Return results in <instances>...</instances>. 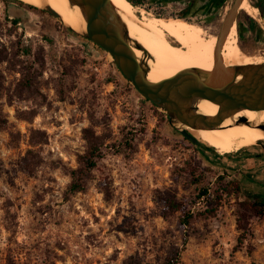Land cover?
Here are the masks:
<instances>
[{
  "label": "rangeland",
  "instance_id": "rangeland-1",
  "mask_svg": "<svg viewBox=\"0 0 264 264\" xmlns=\"http://www.w3.org/2000/svg\"><path fill=\"white\" fill-rule=\"evenodd\" d=\"M0 1V264H264V218L242 208L259 186L228 170L241 149L193 144L105 49L24 0ZM254 19L259 50L246 54L264 56ZM86 129L101 154L72 193ZM247 147L263 155L264 139Z\"/></svg>",
  "mask_w": 264,
  "mask_h": 264
},
{
  "label": "water",
  "instance_id": "water-1",
  "mask_svg": "<svg viewBox=\"0 0 264 264\" xmlns=\"http://www.w3.org/2000/svg\"><path fill=\"white\" fill-rule=\"evenodd\" d=\"M243 1L235 0L224 20L221 34L214 35L217 37L215 70L186 72L166 82H151L147 78L149 66L146 59L151 56L130 35L127 23L112 0H69L71 7L80 8L87 22L86 30L73 28L47 2L36 7L55 16L67 28L109 52L119 70L142 96L167 113L172 126L193 144L212 150L210 145L196 137L188 127L211 128L230 120L231 125H250L264 131V121L254 124L246 115L235 117L245 109L264 108V62L236 64L224 68L220 65L226 29L234 24ZM135 49L143 51L144 57L139 58ZM202 101L217 104V112H201L197 105Z\"/></svg>",
  "mask_w": 264,
  "mask_h": 264
},
{
  "label": "bare ground",
  "instance_id": "bare-ground-1",
  "mask_svg": "<svg viewBox=\"0 0 264 264\" xmlns=\"http://www.w3.org/2000/svg\"><path fill=\"white\" fill-rule=\"evenodd\" d=\"M24 1L38 7L47 2L73 28L77 30L87 28L86 19L80 8L71 7L69 0ZM112 1L127 23L130 35L138 40L151 56L150 59H146L149 66L147 78L151 82L170 81L186 72L215 70L217 37L208 33L201 25L181 17L157 16L128 0ZM241 8L251 16L256 17L258 14V8L249 0H244ZM171 38L180 46H173ZM175 50L179 51L183 60ZM135 53L139 58L144 57L143 51L139 49H135ZM259 62H264V56H250L241 51L234 24L223 46L221 67ZM197 106L205 114H215L218 110V105L211 101H202ZM240 115H246L249 121L255 124L264 121V108L245 109L238 112L235 117ZM188 128L200 140L221 151L231 148L242 149L264 139L263 130L250 125H231L230 120L217 127Z\"/></svg>",
  "mask_w": 264,
  "mask_h": 264
},
{
  "label": "flooded vegetation",
  "instance_id": "flooded-vegetation-1",
  "mask_svg": "<svg viewBox=\"0 0 264 264\" xmlns=\"http://www.w3.org/2000/svg\"><path fill=\"white\" fill-rule=\"evenodd\" d=\"M251 1L254 3V6H256L255 3L257 0ZM234 3L235 0H205L203 3H200L198 0H191L189 2H186L182 7H179L170 5L169 3H165L162 0H153L147 3V5L156 8L158 11L156 13L160 16H166L170 13V15H178L181 18L201 25L208 32H213L215 35H220L223 30L224 20L233 7ZM16 5L21 7L18 4ZM241 5L239 6L238 13L234 22L236 26H239L238 41L245 53L254 54L259 50L260 38L258 36V29L253 32V30L251 29L252 22L249 20H247V22L243 21V18L245 17V10H242ZM174 7L176 9H173ZM257 8L259 11L258 13L261 14V9L259 7ZM251 17L256 18L255 16ZM233 25H229V27L226 29L224 43ZM170 40L171 43L174 42L178 45L174 38H171ZM175 44H173V46H175Z\"/></svg>",
  "mask_w": 264,
  "mask_h": 264
},
{
  "label": "trees",
  "instance_id": "trees-1",
  "mask_svg": "<svg viewBox=\"0 0 264 264\" xmlns=\"http://www.w3.org/2000/svg\"><path fill=\"white\" fill-rule=\"evenodd\" d=\"M4 2H13L19 5L26 4L23 0H3ZM134 5H142V0H128ZM31 7L35 9H39L38 7L28 4ZM255 5L261 9V12L264 16V0H257ZM245 17L243 18L244 22H247V20L251 21L252 26L251 29L253 32H255L258 29L257 22L247 13L244 11ZM17 21V20H15ZM70 31H73L70 29ZM74 32V31H73ZM242 48V47H241ZM89 130H85V136L88 141V148L86 152L79 156V166L76 169H73L71 172L72 181L69 185V191L70 192H78L83 191L87 187L88 184V178L91 172L95 169H97L98 161L101 154V148L97 141V139L92 136ZM226 191L228 193H235L240 192L241 187L238 184V182L234 180H230L226 184ZM203 195L209 194L208 188H202L200 191ZM201 198V196H199ZM167 205L171 208H180L183 206V203H177L172 199H169L167 201ZM242 208L245 210L250 211L254 216L259 218H264V195L255 194L253 195V198L251 200H245L242 202ZM193 214L191 212H186V217L183 219L184 224L189 225L191 223V218ZM242 237L240 238V241H242ZM180 261V254L172 255L167 259V261L164 264H178Z\"/></svg>",
  "mask_w": 264,
  "mask_h": 264
},
{
  "label": "crops",
  "instance_id": "crops-1",
  "mask_svg": "<svg viewBox=\"0 0 264 264\" xmlns=\"http://www.w3.org/2000/svg\"><path fill=\"white\" fill-rule=\"evenodd\" d=\"M153 0H142V5H147V3ZM170 5H175L182 7L186 2L191 0H162ZM203 3L205 0H198ZM178 8V7H177ZM257 148L244 147L235 153L226 156L230 162H234V169H228L229 172H233L236 179L244 180L246 178H251V180L258 184L257 194L264 195V154H256ZM232 164V163H231ZM256 194V193H255Z\"/></svg>",
  "mask_w": 264,
  "mask_h": 264
},
{
  "label": "built area",
  "instance_id": "built-area-1",
  "mask_svg": "<svg viewBox=\"0 0 264 264\" xmlns=\"http://www.w3.org/2000/svg\"><path fill=\"white\" fill-rule=\"evenodd\" d=\"M3 3L0 1V10H2Z\"/></svg>",
  "mask_w": 264,
  "mask_h": 264
}]
</instances>
